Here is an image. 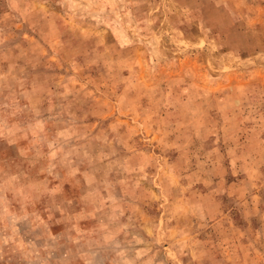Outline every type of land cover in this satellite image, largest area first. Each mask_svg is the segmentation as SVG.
<instances>
[{
  "label": "rangeland",
  "instance_id": "374dc122",
  "mask_svg": "<svg viewBox=\"0 0 264 264\" xmlns=\"http://www.w3.org/2000/svg\"><path fill=\"white\" fill-rule=\"evenodd\" d=\"M0 264H264V0H0Z\"/></svg>",
  "mask_w": 264,
  "mask_h": 264
}]
</instances>
